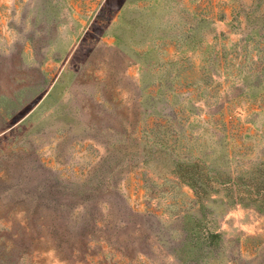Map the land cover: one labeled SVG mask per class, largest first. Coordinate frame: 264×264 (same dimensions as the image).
<instances>
[{
    "label": "rangeland",
    "instance_id": "obj_1",
    "mask_svg": "<svg viewBox=\"0 0 264 264\" xmlns=\"http://www.w3.org/2000/svg\"><path fill=\"white\" fill-rule=\"evenodd\" d=\"M0 264H264V0H0Z\"/></svg>",
    "mask_w": 264,
    "mask_h": 264
}]
</instances>
